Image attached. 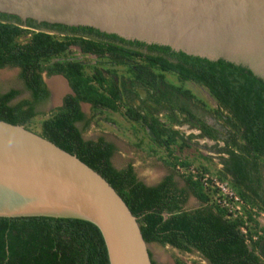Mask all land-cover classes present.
<instances>
[{
	"label": "trees",
	"instance_id": "16d2710c",
	"mask_svg": "<svg viewBox=\"0 0 264 264\" xmlns=\"http://www.w3.org/2000/svg\"><path fill=\"white\" fill-rule=\"evenodd\" d=\"M19 19L16 15L0 12V68L7 65L22 67L21 76L27 82L24 86L30 95L12 102L19 90L11 88L0 92V119L37 132L100 173L137 217L146 242L170 245L184 252L197 251L209 264H264V215H259V212L264 214V80L247 67L222 58L210 60L166 45L126 40L89 26L42 21L41 25L54 30L91 32L131 46L164 52L177 61L174 64L167 59L161 60L159 63L165 69H176L184 79L206 87L219 108L225 111L228 138L225 146L220 148L225 152L220 158V167L183 155L189 146L179 141L178 130L163 127L157 119L151 123L140 120L128 112L129 121L135 122L132 125L134 132H144L135 145L148 155L157 156L173 171L157 184L148 185L138 178L132 162L122 168L112 163V156L117 151L113 142L102 136L97 140L82 136L91 119H86L80 102L90 103L93 108L122 110L110 84L109 88H102V84H82L79 76L69 74L72 83L69 85L74 94L66 96L61 106L49 112L36 110L37 105L49 96L46 84H32L34 79L30 78L33 63L29 56L39 47L35 43L21 46L16 38L33 32L37 34L34 42L51 40L53 52L61 51L69 44L92 49L88 45L92 42L72 37L57 39L43 30L31 31L22 28L16 22ZM27 21L37 25V20L27 18ZM151 58L150 63L160 60L159 56ZM82 121L81 129L77 124ZM204 132L216 138L209 127L205 126ZM161 148L166 150L165 155L160 154ZM177 165L186 169L193 166L197 173H180ZM203 172L226 180L256 211L242 206L241 215H232L227 207L218 203L217 190L201 182ZM175 175L184 180V186L178 185ZM190 194L200 202L199 206L185 208ZM150 255L152 257L151 252ZM0 264H110V261L100 229L87 219L0 216ZM152 264L158 263L152 259ZM177 264L187 263L178 260Z\"/></svg>",
	"mask_w": 264,
	"mask_h": 264
},
{
	"label": "water",
	"instance_id": "95a60500",
	"mask_svg": "<svg viewBox=\"0 0 264 264\" xmlns=\"http://www.w3.org/2000/svg\"><path fill=\"white\" fill-rule=\"evenodd\" d=\"M0 12L222 58L264 80V0H0ZM41 215L95 223L110 264H152L137 217L100 173L0 119V216Z\"/></svg>",
	"mask_w": 264,
	"mask_h": 264
},
{
	"label": "flooded vegetation",
	"instance_id": "af4514ba",
	"mask_svg": "<svg viewBox=\"0 0 264 264\" xmlns=\"http://www.w3.org/2000/svg\"><path fill=\"white\" fill-rule=\"evenodd\" d=\"M16 22L22 28L31 31L43 30L57 39L72 37L92 42L88 43L92 49L69 44L67 48L53 52L54 43L51 40L34 42V36L37 34L33 32L16 38L17 44L21 46L35 43L40 48L35 49L29 56L33 63L30 78L34 79L32 84H46L49 96L45 102L50 104L47 112L61 106L69 94H74L69 85L72 84L69 74L79 76L82 84H102V88H109L110 84L114 94L118 96L126 118L128 112H131L140 120L149 123L157 119L163 127L170 126L179 131V141H184L189 146L182 152L183 155L206 164L221 166L220 158L225 156V152L220 151V148L225 146V140L228 138L225 111L219 108L206 87L191 79H184L176 69H165L159 63L167 59L175 64L176 59L164 52L131 46L91 32L58 31L41 25L42 21H37L34 26L22 18ZM152 56L155 59L159 56L160 60L150 63ZM5 69H15L16 74L11 82L4 74ZM22 71L20 66L1 67L0 84H27L21 76ZM51 84L64 86V91L56 98L53 96ZM80 108L86 119H91L90 124L104 112L116 113L93 108V105L87 102H80ZM129 119L128 117L127 120ZM79 124L83 127L84 121L77 125ZM205 126L210 128L216 138L213 139L204 132ZM83 138L87 139L84 136Z\"/></svg>",
	"mask_w": 264,
	"mask_h": 264
},
{
	"label": "rangeland",
	"instance_id": "374dc122",
	"mask_svg": "<svg viewBox=\"0 0 264 264\" xmlns=\"http://www.w3.org/2000/svg\"><path fill=\"white\" fill-rule=\"evenodd\" d=\"M3 71L8 76L9 82H11L16 74L14 73L15 69H5ZM10 74L12 75L10 76ZM11 88L20 91L19 95L12 102L29 97L24 84H0L1 93ZM49 106V103L44 102L37 105L36 110L39 112H47ZM81 125L79 124L78 126L82 129L83 127ZM132 125L133 123L126 119L122 110L116 113L107 111L98 116L97 120L90 124L87 129L83 130V136L87 139H95L102 136L106 140L113 142L117 147V151L112 156V163L117 168H122L128 162H132L138 178L144 180L145 183L153 184L169 173L171 169L164 165L163 161L157 156L148 155L142 148L135 145L139 137L144 136V132L139 131V133H135ZM144 141L149 142L147 138H144ZM159 150L160 154H166L164 148ZM178 180V185L182 186V180ZM191 200L189 198L188 204L194 206L195 204ZM148 247L152 253V258L158 264H177L178 260L187 264H209L197 251L184 252L170 245H161L156 242L148 243Z\"/></svg>",
	"mask_w": 264,
	"mask_h": 264
},
{
	"label": "built area",
	"instance_id": "2783aa9c",
	"mask_svg": "<svg viewBox=\"0 0 264 264\" xmlns=\"http://www.w3.org/2000/svg\"><path fill=\"white\" fill-rule=\"evenodd\" d=\"M176 167L180 173H197L193 166H191L189 169H186L180 165H177ZM200 180L204 186L217 190V194L220 195V198L217 199L218 203L223 207H227L232 215H241L243 213L242 206L251 208L240 198L239 195L236 194V192L230 187L226 180H221L210 172H203L200 176ZM251 209L256 211L255 208ZM259 215L263 217L264 214L259 212ZM242 231L245 232V228H242Z\"/></svg>",
	"mask_w": 264,
	"mask_h": 264
},
{
	"label": "crops",
	"instance_id": "0c3cea01",
	"mask_svg": "<svg viewBox=\"0 0 264 264\" xmlns=\"http://www.w3.org/2000/svg\"><path fill=\"white\" fill-rule=\"evenodd\" d=\"M154 157V156H153ZM164 164V163H163ZM165 165V164H164ZM167 166V165H166ZM167 167H169V166H167ZM170 168V167H169ZM135 169V168H134ZM171 169V168H170ZM136 172V171H135ZM170 173H173V171H172V169L170 170V172L169 173H167L166 175H164L161 179H163L165 176H167L168 174H170ZM155 175V174H154ZM151 176H152V174H151ZM177 178V179H176ZM140 179V178H139ZM160 179V180H161ZM174 179L176 180V182L178 183V179H181L182 180V183H183V185L182 186H184V180L182 179V178H180L178 175H175L174 176ZM142 180V179H141ZM160 180H158L157 182H155V183H153V184H148V183H146V184H148V185H154V184H157ZM143 182H144V180H142ZM179 184V183H178ZM180 186V185H179ZM182 186H180V187H182ZM189 198H191L192 200L191 201H193L192 203H194L195 205L194 206H191L190 204H188V202H189ZM195 201V202H194ZM200 205V202L193 196V195H189V197H188V199H187V202H186V204H185V208H195V207H197V206H199Z\"/></svg>",
	"mask_w": 264,
	"mask_h": 264
},
{
	"label": "bare ground",
	"instance_id": "6f19581e",
	"mask_svg": "<svg viewBox=\"0 0 264 264\" xmlns=\"http://www.w3.org/2000/svg\"><path fill=\"white\" fill-rule=\"evenodd\" d=\"M53 90V96L56 98L60 93L64 91L63 84H51Z\"/></svg>",
	"mask_w": 264,
	"mask_h": 264
}]
</instances>
